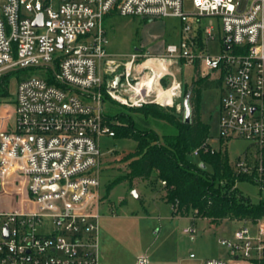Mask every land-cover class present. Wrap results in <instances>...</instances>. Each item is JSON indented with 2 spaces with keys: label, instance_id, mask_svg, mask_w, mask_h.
I'll return each mask as SVG.
<instances>
[{
  "label": "built area",
  "instance_id": "1",
  "mask_svg": "<svg viewBox=\"0 0 264 264\" xmlns=\"http://www.w3.org/2000/svg\"><path fill=\"white\" fill-rule=\"evenodd\" d=\"M192 2L196 13L189 15L184 0H0V81L10 71L35 68L58 84L39 73L25 77L14 106L8 99L0 104V264H99V141L115 137L104 96L132 108L182 100L180 82L161 88L172 76L171 62L197 64L201 76L221 82L218 142L251 143L252 153L235 170L255 176L264 189V0ZM113 13L147 22L177 18L186 33L191 16L215 19L222 53L205 54L198 37H190L158 56L136 50L119 60L108 51L104 27ZM213 39L211 26L206 40ZM106 75L111 81L103 92ZM215 151L208 142L193 155ZM254 227L242 225L220 240L227 259L200 261L190 253L183 264H264V219ZM136 264L150 260L142 256Z\"/></svg>",
  "mask_w": 264,
  "mask_h": 264
},
{
  "label": "rangeland",
  "instance_id": "2",
  "mask_svg": "<svg viewBox=\"0 0 264 264\" xmlns=\"http://www.w3.org/2000/svg\"><path fill=\"white\" fill-rule=\"evenodd\" d=\"M237 1V0H235ZM184 10L187 14L196 13L192 0H184ZM143 20L132 17H122L110 14L104 20V27L109 39L108 51L119 60H127L139 48L144 32L152 39L149 49L162 52L168 45H180L191 38L198 37L202 32L204 53L219 56L222 53V32L215 19L190 17L188 26L191 31L186 33L184 24L177 18H166L144 29ZM213 27V40H206V30ZM146 30V31H145ZM59 55V53H57ZM158 56V55H155ZM123 67L120 68L122 71ZM172 76L161 82V88L170 89L174 82H180L183 89L182 100H177L166 107L182 112L184 92H189L196 81L204 78L196 65L186 62H171L168 64ZM10 71L9 95L7 102L14 106L13 100L18 83V76ZM45 74L44 72H40ZM200 73V74H199ZM200 75V76H199ZM111 81L106 75L104 87ZM154 96L150 97V100ZM119 103V102H117ZM116 106L121 112L125 106ZM131 108V107H130ZM112 110L108 102L104 105V113L108 125L123 124L122 120L107 117ZM114 116V115H113ZM200 116L203 123L209 127V142L217 150L220 149L219 125L221 117L220 88L205 89L200 95ZM109 118L112 121H109ZM146 128L156 129L161 134L166 129L156 125ZM227 155L235 165L252 148L251 143L241 139L225 140ZM101 149V214L99 223V264H136L139 257L145 256L150 264H183L190 253L197 255L200 261L207 259H227V250L220 240L232 238L235 230L244 223L241 221L224 220L220 223H210L208 220L196 219L194 216L173 217L171 206L162 200L163 192L159 187L153 190L149 182L135 180L133 184L126 181L128 172L126 157L137 150V143L132 139H116L102 137L99 141ZM195 163L198 157L192 156ZM113 187L112 190H108ZM237 189L253 204H258L264 197V189L248 181H240ZM135 193L136 195H134ZM5 204H13L12 199L4 198ZM253 230L254 224L247 223ZM256 225V224H255ZM46 225L39 232H46ZM188 230L190 233L185 234Z\"/></svg>",
  "mask_w": 264,
  "mask_h": 264
},
{
  "label": "trees",
  "instance_id": "3",
  "mask_svg": "<svg viewBox=\"0 0 264 264\" xmlns=\"http://www.w3.org/2000/svg\"><path fill=\"white\" fill-rule=\"evenodd\" d=\"M201 36L202 32L199 31L198 41L202 49ZM40 72L28 68L17 69L14 73L20 81ZM10 75L7 73L1 78L0 104L11 97ZM44 75L50 84L58 85L52 74ZM220 85V81H210L209 78L194 83L189 91L193 112L192 123L189 125L184 124L182 112L154 103L140 108L122 106L126 112H121L116 109L120 104L105 94L104 102H108L112 108L107 117H115L123 122L111 127L115 133L114 138L132 139L138 145L137 150L126 157L128 172L124 179L130 184L135 180L147 181L153 190L159 187L164 195L161 198L171 206L173 217L194 216L214 224L231 220L241 221L243 225H255L264 219V197L258 204H253L239 192L236 184L240 181L258 186L259 183L255 176H247L235 170V165L227 155L226 141L221 140L220 149L214 153L201 152L199 163L192 160L194 151L209 142L210 129L200 116V95L203 90L219 88ZM102 91L105 92L104 86ZM187 93L185 90L184 97ZM109 121L112 120L109 118ZM151 124L167 132L161 134L156 129L145 127ZM112 189L110 187L108 190Z\"/></svg>",
  "mask_w": 264,
  "mask_h": 264
},
{
  "label": "water",
  "instance_id": "4",
  "mask_svg": "<svg viewBox=\"0 0 264 264\" xmlns=\"http://www.w3.org/2000/svg\"><path fill=\"white\" fill-rule=\"evenodd\" d=\"M41 20L42 17H40V20L36 23V25H41ZM61 47V45H60ZM119 81H117L116 83L118 84ZM182 114H183V122L184 124H191L192 123V116H193V112H192V106H191V93L188 92L187 95L184 97L183 99V103H182ZM202 167H204L202 165ZM134 195H136L135 193H133ZM5 237H8V228H5Z\"/></svg>",
  "mask_w": 264,
  "mask_h": 264
},
{
  "label": "crops",
  "instance_id": "5",
  "mask_svg": "<svg viewBox=\"0 0 264 264\" xmlns=\"http://www.w3.org/2000/svg\"><path fill=\"white\" fill-rule=\"evenodd\" d=\"M143 22H144L143 24H144V29H145V28L148 27V25H150V24H155L157 21H154V22H145V21H143ZM145 31H146V30H145ZM144 34H145V38L143 37V38L141 39V44H140L139 48L136 49V50L146 51V52L151 53L152 55H161V54H163V52H164V50H165V47L163 48V50H162L161 53L149 49L148 46L152 44V39H150V38H149V39H146L147 36H149L147 32H144ZM247 153H249V152H247ZM247 153H246V154H247Z\"/></svg>",
  "mask_w": 264,
  "mask_h": 264
}]
</instances>
